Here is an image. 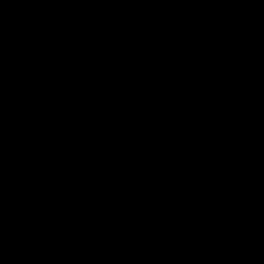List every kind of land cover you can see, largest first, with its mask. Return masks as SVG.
Here are the masks:
<instances>
[{
	"label": "trees",
	"instance_id": "trees-1",
	"mask_svg": "<svg viewBox=\"0 0 264 264\" xmlns=\"http://www.w3.org/2000/svg\"><path fill=\"white\" fill-rule=\"evenodd\" d=\"M213 1L0 0V230L20 220L43 237L87 211L92 230L109 233L130 200L144 195L159 209L165 175L202 160L239 200L196 223L202 260L215 243L264 231V70L242 77L255 0L224 3L228 47L189 61L188 28ZM112 26L107 46L36 84V50ZM115 51L134 59L131 72L106 66Z\"/></svg>",
	"mask_w": 264,
	"mask_h": 264
},
{
	"label": "water",
	"instance_id": "water-1",
	"mask_svg": "<svg viewBox=\"0 0 264 264\" xmlns=\"http://www.w3.org/2000/svg\"><path fill=\"white\" fill-rule=\"evenodd\" d=\"M106 66L128 73L134 59L112 52ZM164 193L159 209L152 208L144 195L130 200L109 233L93 231L87 211L68 227L43 237L27 235L16 220L0 230V264H207L197 251L194 227L237 209V195L202 160L166 174ZM252 255H264V231L247 241L219 242L213 253L218 264Z\"/></svg>",
	"mask_w": 264,
	"mask_h": 264
},
{
	"label": "rangeland",
	"instance_id": "rangeland-1",
	"mask_svg": "<svg viewBox=\"0 0 264 264\" xmlns=\"http://www.w3.org/2000/svg\"><path fill=\"white\" fill-rule=\"evenodd\" d=\"M228 1L215 0L202 7L197 19L188 28L195 41L183 55L187 60L208 59L212 53H221L228 47L222 8ZM255 8L256 47L245 54L242 77L246 81L252 80L264 70V0H255ZM179 11L182 12V9ZM115 30L113 26L107 27L102 33L85 42L50 45L36 50L31 56V67L36 73L35 80L42 78L43 82H50L51 78L57 77L68 65L93 56L101 47L108 45ZM114 53L119 55L117 51Z\"/></svg>",
	"mask_w": 264,
	"mask_h": 264
},
{
	"label": "flooded vegetation",
	"instance_id": "flooded-vegetation-1",
	"mask_svg": "<svg viewBox=\"0 0 264 264\" xmlns=\"http://www.w3.org/2000/svg\"><path fill=\"white\" fill-rule=\"evenodd\" d=\"M263 231V230H262ZM255 236V235H254ZM253 237V236H252ZM251 237V238H252ZM250 238V239H251ZM219 243H215V247H214V251H215V249H216V247H217V245H218ZM196 245H197V243H196ZM213 251V252H214ZM255 256H262V257H264V255H252V256H239V257H236V258H241V257H255ZM211 257H212V259H211V262H209V261H206L205 263H207V264H218V261H217V259L215 258V257H213V253H212V255H211ZM209 260V259H208ZM224 262H222V263H220V264H223Z\"/></svg>",
	"mask_w": 264,
	"mask_h": 264
}]
</instances>
